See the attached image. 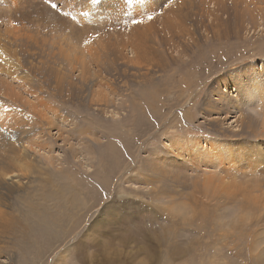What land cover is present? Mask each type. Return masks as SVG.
<instances>
[{
	"label": "rangeland",
	"instance_id": "obj_1",
	"mask_svg": "<svg viewBox=\"0 0 264 264\" xmlns=\"http://www.w3.org/2000/svg\"><path fill=\"white\" fill-rule=\"evenodd\" d=\"M165 2L0 0V264H264V0Z\"/></svg>",
	"mask_w": 264,
	"mask_h": 264
},
{
	"label": "bare ground",
	"instance_id": "obj_2",
	"mask_svg": "<svg viewBox=\"0 0 264 264\" xmlns=\"http://www.w3.org/2000/svg\"><path fill=\"white\" fill-rule=\"evenodd\" d=\"M15 145V144H14ZM13 148V150H11V156L9 155L8 156V161H9V163H10V165H17L19 162H22V160H23V158H22V156L19 154V151L17 150V148L15 147V149H14V147H12ZM120 172V171H119ZM12 173V171H10V172H8V173H5V174H3L2 176H0V182L1 183H5L6 184V186L8 187V186H10V187H12L14 184H15V182L16 181H14V177H16V173H13V174H11ZM7 177H11V179H6ZM120 177V176H119ZM19 178H22V177H20L19 176ZM19 178H18V180H19ZM23 179V178H22ZM22 184V183H21ZM52 186V185H51ZM62 188V187H61ZM42 189V188H41ZM11 190V189H10ZM44 190V189H43ZM14 192H15V190H14ZM212 193V192H211ZM60 194V193H59ZM77 194V193H76ZM57 195V196H56ZM56 195H55V198H57V199H59V198H61V201H65V202H67V203H71V204H73V206H75V208H78V204H76V203H73V201H70L68 198H65L63 195H61L60 197L58 196V193H56ZM69 201V202H68ZM47 203V202H46ZM83 203V202H82ZM70 204V205H71ZM76 204V205H75ZM80 204V203H79ZM80 207H81V210L83 209V207H84V203H83V206H82V204L80 205ZM73 208V207H72ZM78 210V209H77ZM37 213V212H36ZM53 213V212H52ZM78 213H79V211H78ZM41 214V213H40ZM4 215H6V214H4V212L3 211H1L0 210V227L2 228V230H7V228H8V224L6 223V218H5V216ZM25 216H26V214H25ZM43 216H44V214H43ZM42 216V217H43ZM50 216V215H49ZM27 217H30V219L28 220V221H26V225H25V228H23V229H25V233H22V234H24V240H23V242L25 241L28 245H30V238H29V233H31V231H30V229L32 228H34V227H38V226H40V227H44L43 225V222H41L40 220H41V218H40V216L38 217V218H36L35 216H32V213H28V215H27ZM18 219V218H17ZM23 219V218H22ZM21 219V220H22ZM19 220V219H18ZM24 220V219H23ZM63 220V219H62ZM20 221V220H19ZM18 221V222H19ZM25 221V220H24ZM44 221V220H43ZM59 222V221H58ZM16 224V223H15ZM53 225H54V223H52ZM51 224V225H52ZM21 225V224H20ZM62 225H64L63 223H62ZM19 226V225H18ZM22 226V225H21ZM56 226H58V225H56ZM59 226H61V225H59ZM34 230V229H33ZM54 236V235H53ZM21 243V242H20ZM19 245V244H18ZM22 245V244H21ZM9 248V247H8ZM24 250V249H23ZM22 253V252H21ZM24 253H26V251H23V254Z\"/></svg>",
	"mask_w": 264,
	"mask_h": 264
},
{
	"label": "snow or ice",
	"instance_id": "obj_3",
	"mask_svg": "<svg viewBox=\"0 0 264 264\" xmlns=\"http://www.w3.org/2000/svg\"><path fill=\"white\" fill-rule=\"evenodd\" d=\"M100 2H101V0H90L91 5H94V6H97V7L99 6ZM166 4H167V0H166V2L164 3L163 7L166 6ZM50 6H51L52 9H55V8L58 7V5L55 4V3H52ZM163 7H162V8H163ZM156 12H157V10H151V9H149L148 12H146V13H142V14H146V15H147V19H148V20H152V19H154V15H153L152 13H156ZM142 22H143V21H142L141 19H133V20H132V23H133V24H140V23H142ZM84 43H85V44H88V43H89V40L85 39V40H84ZM0 131H2V130H0ZM89 171H91V169H89ZM162 176H163V171L160 170V171L158 172V176H157V178H160V177H162ZM6 179H11V177H7ZM54 264H55V262H54Z\"/></svg>",
	"mask_w": 264,
	"mask_h": 264
}]
</instances>
